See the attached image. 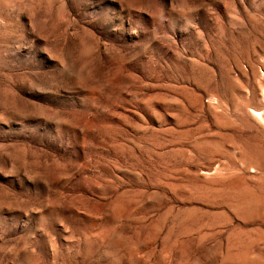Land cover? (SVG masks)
<instances>
[{
    "label": "rangeland",
    "instance_id": "rangeland-1",
    "mask_svg": "<svg viewBox=\"0 0 264 264\" xmlns=\"http://www.w3.org/2000/svg\"><path fill=\"white\" fill-rule=\"evenodd\" d=\"M0 264H264V0H0Z\"/></svg>",
    "mask_w": 264,
    "mask_h": 264
},
{
    "label": "bare ground",
    "instance_id": "bare-ground-1",
    "mask_svg": "<svg viewBox=\"0 0 264 264\" xmlns=\"http://www.w3.org/2000/svg\"><path fill=\"white\" fill-rule=\"evenodd\" d=\"M263 162V161H262Z\"/></svg>",
    "mask_w": 264,
    "mask_h": 264
}]
</instances>
